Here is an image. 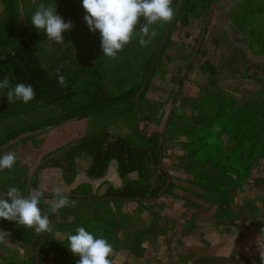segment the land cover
<instances>
[{
  "label": "rangeland",
  "instance_id": "rangeland-1",
  "mask_svg": "<svg viewBox=\"0 0 264 264\" xmlns=\"http://www.w3.org/2000/svg\"><path fill=\"white\" fill-rule=\"evenodd\" d=\"M4 1L0 0V36L2 35V27L6 19ZM63 1L42 0L30 2V0H18L19 21L29 32L30 39L41 63L44 66L48 64L53 44L56 42L47 40L45 33L32 27L30 16L41 3H45L56 7L57 13L66 22L71 21L73 25L69 32L64 33L65 42L58 44L62 49L61 53L66 48L69 49L65 63V68L69 70L68 75H74L83 67L87 72L94 68L98 71L100 82L107 94L120 95L137 81L136 74L142 71L144 60L154 46V39L150 44L140 46L139 37L134 36L115 58L103 56L100 36L98 33L90 32L86 26L83 19L85 11L81 6L80 0H68L69 3L66 0L63 3ZM142 23H144L143 18L140 19L136 27L138 28ZM202 23L204 21L201 23L191 21L189 28L175 31L171 38V44L166 49L164 59L160 67L155 71L146 96L142 100L143 115L145 113L148 115L155 114L157 112L155 108L162 104L164 105L160 124L155 127L158 132L162 130L163 123L175 100L176 107L182 118H191L188 110L190 101L195 97H202L205 86L217 87L231 95L237 102L264 101V0H219L211 15L210 25L207 26L208 29L205 32L201 53L192 68L186 73V63L190 60V48L195 45L199 37V32L203 27ZM158 24L159 22L151 26L156 32L159 27ZM206 62L215 68V76H211L205 68ZM92 76L96 77L93 73ZM85 77H91V75H84L80 78L83 80ZM86 84L83 81V83L78 84L75 93L64 97L61 101L39 108H31L29 102L25 104L16 101L9 104L5 93H0V141L9 134L47 122L50 119H56L65 112L86 105L96 92L95 86L87 88ZM146 106L148 107L146 108ZM148 108H152L151 111ZM120 112V109L116 106H106L85 113L75 119L58 122L48 129L37 130L27 135L26 138L20 137L17 140L1 145L0 154L14 152L18 156L28 149L37 150L38 156L49 158L54 156L60 148L69 149L81 140H87L92 136L108 131L113 122L119 118L122 119ZM128 127L130 132H132L133 128L130 129V126ZM143 128L147 130L148 126L145 125ZM138 141L142 143L140 135L138 136ZM181 151L178 150L174 155L182 156L185 152L184 145ZM167 152L166 150L168 155L169 153ZM173 169L172 174L174 176L181 175L182 177L183 173L178 171V168L174 167ZM186 177L185 179L189 178L188 176ZM66 183H68L66 179H62V184ZM192 189L197 193L193 198H190L191 200L193 199L195 207L200 210L204 208V212L205 210L212 211L215 208L210 205L206 197L202 196L201 190L198 188ZM77 192H85L84 194H87L88 187H79ZM48 195H50L48 200L51 204L47 205V207L51 214L52 208L50 205H54L55 196H51L52 194ZM238 195L239 197L235 198L237 212H235L234 221L241 229L240 231L244 233L246 240H250L255 245L259 242L263 244L259 230L264 226V222L260 218L261 201L264 195V160L255 169L250 186L246 191H240ZM0 198L7 197L0 192ZM68 198V206L71 207L75 198ZM155 202L149 204L144 202L135 203L139 206H146ZM108 203V201H94L91 205L94 204V209H97L98 207L108 206ZM41 204H43V201H41ZM82 211V208L77 206L75 214L78 217L75 215L77 217L75 220L78 221V224L86 218L80 216ZM109 213H107V216ZM54 218L59 219L56 216ZM69 220L71 221V218ZM225 221L227 222V219ZM0 222L12 227L11 231H8L9 227L7 229V233L11 236L20 235V225L8 220H0ZM239 228L234 227L231 230L233 233H237ZM62 236L64 237V235ZM142 242L143 239L130 245V248L132 246L137 249L142 245ZM251 245L254 246L253 244ZM18 248H20V244L17 246V255L20 258L22 257L21 259L23 257L28 259L32 254L31 249L30 252L26 251L27 247L24 248V252L23 250L19 252ZM78 259L79 257L70 256L69 261L71 264H76ZM25 261L27 260L25 259ZM11 264L23 263L22 260L18 262L15 258V262Z\"/></svg>",
  "mask_w": 264,
  "mask_h": 264
},
{
  "label": "trees",
  "instance_id": "trees-1",
  "mask_svg": "<svg viewBox=\"0 0 264 264\" xmlns=\"http://www.w3.org/2000/svg\"><path fill=\"white\" fill-rule=\"evenodd\" d=\"M66 1L69 3L68 0ZM218 1H216V4ZM178 2L179 0H172L174 11ZM211 2L212 0H182L162 46L160 56L153 67L149 82L138 97L137 105L140 121L156 122L157 120L153 114L148 115L145 113L143 115L142 109L144 107L142 106V100L146 96L155 71L160 67L164 59L166 49L171 44L173 34L178 29L189 28L191 21L205 22ZM4 11L6 19L2 27V35L0 36V78L7 76L12 84L19 82L32 84L36 96L29 102L31 108H39L61 101L64 97L75 93L76 87L78 84L83 83V81L87 83V88L95 86L96 92L86 105L65 112L56 119H50L47 122H42L38 125L30 126L25 130L9 134L5 139L0 141V146L44 127L77 118L85 113L106 106L123 105L125 112L136 114L135 94L140 90L146 79L160 42L171 20L159 22L157 35L153 40L154 46L150 49L149 54L144 60L142 71L136 74L137 81L131 84L120 95L113 96L107 94L104 90L98 76V71L94 68L87 72L83 67L74 75L69 76V70L65 68V60L69 49L66 48L61 53L62 49L58 43L53 44L48 64L44 66L34 49L26 27L18 23L20 15L18 0H5ZM203 25L204 23H202ZM203 42L204 38L190 67H188L189 61L186 63V73L192 68L200 55ZM195 45H192L190 48V57ZM204 66L211 76L216 75V70L211 64L206 62ZM58 68L60 75H63L65 78L64 84L58 81L56 71ZM92 73L96 77L92 76ZM84 75H91V77H85L82 80L80 77ZM188 110L191 116L188 119L178 115L179 111L177 108L173 110L163 137V143L173 140L178 136L181 138L180 141H182L187 155L183 156L179 165L185 173L192 176V184L201 190L202 196L206 197L210 205L215 207V211L213 212L215 219L219 222L230 219L226 226L229 231L235 226L239 228L237 225L232 226L235 224L232 221L236 214L230 206V202L235 194L247 190L252 183L255 169L264 160V101L237 102L236 99L221 89L205 86L204 95L193 98L190 101ZM138 134L142 138L141 145H135L127 139L103 134L101 135L102 137H98L101 140L97 142L99 145L96 149H92L87 153L91 161L87 171L89 177H101L112 160L116 162L117 173L120 178L126 179L132 173H137L138 175V183L135 188L130 187L129 182L125 180V183L120 188L108 189L101 198H152L157 195L164 185L166 175L162 172L158 163V137L156 133L147 136L138 130ZM81 148L84 147L76 146L68 151L62 160H58L57 158L53 161V164L60 166L68 182L72 180L75 170L74 160L76 155L82 152ZM150 172L157 175V182L154 185H152L150 180ZM173 186V183H170L163 196L169 193L173 189ZM65 196L72 197V195ZM83 197L88 198L87 195H83ZM89 199L93 200V198ZM261 202L260 218L264 222V195ZM40 207L42 211L48 214L51 228L53 221L52 213L50 214L48 207H44L42 204H40ZM76 218L72 216L71 222L67 225V231L74 232L77 227L84 226L94 236L107 238L111 242L115 240V232L121 227V224L118 227L113 224V228L109 226L105 228L104 224L95 223L89 219H84L78 224V221L75 220ZM111 219L113 220L114 218L112 217ZM259 233L263 241L261 249H264V226L259 230ZM43 234L44 232H39L32 238V254L28 258V264H34L35 249ZM50 239L51 233L49 231L40 249V264H42V260L44 259V250L51 245L49 243ZM139 241L140 239H132L129 244L133 245ZM135 249L131 246L130 251L133 252ZM57 250L58 252L54 257V261L58 262L56 264H71L69 260L72 254L67 250V241H65V244L60 243ZM254 263L260 264V256L254 257Z\"/></svg>",
  "mask_w": 264,
  "mask_h": 264
},
{
  "label": "crops",
  "instance_id": "crops-1",
  "mask_svg": "<svg viewBox=\"0 0 264 264\" xmlns=\"http://www.w3.org/2000/svg\"><path fill=\"white\" fill-rule=\"evenodd\" d=\"M39 1L42 0H30V2ZM19 20L20 18L18 19V23L21 25L22 23ZM173 105H175L174 109L177 108L176 100ZM163 106L162 104L155 108L157 112L153 116L155 115L157 118L156 122L140 121V116L138 118L137 112L136 114L128 113L123 110V105L116 106L121 111L120 115L122 119L119 118L113 122L108 131L92 136L87 140H81L75 144L84 148H81L82 152L76 155L72 180L70 182L66 180L68 182L66 184H62V179H65L62 169L60 166L53 164V161L57 158L58 160H62L68 151L76 147L75 145L69 149L60 148L54 156L49 158L38 156L37 150H24L20 155H16V164L12 169L0 171V192L4 195L10 185L17 186L25 196L33 188L37 187L44 193L52 195H55L57 189L63 195L74 194L72 197L75 199L71 207L67 205L58 210L59 212H52L53 221L49 242L51 245L44 250L42 264L46 262L47 264L58 263L54 261V257L58 252L59 244H65V241H67V234L71 232L67 231V225L71 222L69 219L76 215L77 206H80L83 210L80 216L86 217L84 219H91L92 222L104 224L105 228L107 226L113 228V224L118 227L121 224L120 229L115 232L116 241L113 239L112 243L106 238L112 246V253L109 257L111 264H255L254 257L260 256L259 249H261V242L255 245L250 240H246L240 228L237 233H233L231 229L230 231L227 230L226 226L229 219H227V222L225 220L222 222L217 221L213 216L215 208L212 211L205 210L204 212V208L200 207V210L194 206L193 199L191 200L190 198H193L197 193L192 189L196 188L192 184V176L185 173L179 165L183 156L187 155L186 149L182 156L178 157L174 155L178 150H182L183 143L180 141L181 138L179 136L163 143L162 146V163L171 178V183L174 185L169 193L159 198L154 204L146 206H139L135 202L120 200H108V206L98 207L97 209H94V204L91 205L94 201H107L99 199L113 198L101 197L108 189L120 188L125 183V180L129 182L132 188H135L138 183L137 173L130 174L126 179L120 178L114 160L107 165L101 177H89L87 175L91 163L87 153L92 149H96L99 145L97 142L101 139L98 137L107 134L127 139L135 145H141V142L138 141V130L147 136L153 133H160L163 130L164 123L160 132L155 130V127L160 124ZM151 109L148 108L150 111ZM178 115L181 116V114ZM145 125L148 126L147 130L143 128ZM128 126H130V129L133 128L132 132H130ZM27 135L29 134L22 137L26 138ZM166 150L169 153L168 155L166 154ZM174 167L183 173L182 177L181 175L174 176L172 174ZM186 176L191 178V180L189 178L185 179L187 178ZM150 180L152 185L156 184L157 175L150 172ZM82 186L88 187L87 194H84L85 192H77V189ZM83 195H87L88 198L83 197ZM236 197H239L238 193L230 202V206L235 209V212H237V206H235ZM89 198H93V200ZM42 201L44 207L51 204L48 197H45ZM52 206L50 205L51 208ZM200 211L201 213L199 214ZM108 212L110 213L107 216ZM55 216L59 217V219H55ZM112 217L114 221L111 219ZM110 222L112 223L110 224ZM232 222L235 223L232 226L237 225L236 221L233 220ZM11 228V226L4 223L0 224V229L6 232L11 231ZM24 228L20 226V235L11 236L9 234L8 237L0 240V264H11L15 262V258L18 262L22 260L23 264H28L27 258L23 257L21 259L22 257H18L17 246L20 244V248H18L19 252L22 250L24 252V248L26 247V251L30 252L32 238L39 232L35 231L34 228L23 230ZM132 239H140V241L143 239L141 248L138 247L136 253V249L133 252L130 251L131 244L129 243H131Z\"/></svg>",
  "mask_w": 264,
  "mask_h": 264
},
{
  "label": "clouds",
  "instance_id": "clouds-1",
  "mask_svg": "<svg viewBox=\"0 0 264 264\" xmlns=\"http://www.w3.org/2000/svg\"><path fill=\"white\" fill-rule=\"evenodd\" d=\"M85 11L83 17L92 33L100 36L103 56L115 58L129 44L134 36L139 37L140 46H146L156 37L157 32L151 26L158 22L170 21L174 16L172 0H80ZM144 23L137 28L140 19ZM30 24L37 31L46 34L47 40L64 43V33L73 27L71 21H65L57 13L56 7L41 3L30 16ZM58 81L64 84L65 78L56 70ZM0 93H5L9 104L20 101H32L36 93L32 84H12L7 76L0 78ZM16 154H0V171L12 169L16 164ZM7 198H0V220L13 221L25 228H34L37 232L51 231L48 214L40 207L45 193L38 187L25 196L14 185L8 186ZM69 204V198L57 189L55 203L51 211L57 212ZM9 234L0 229V240ZM67 250L79 257L76 264H111V244L104 238L96 237L84 226L77 227L67 234ZM260 264H264V249H259Z\"/></svg>",
  "mask_w": 264,
  "mask_h": 264
},
{
  "label": "water",
  "instance_id": "water-1",
  "mask_svg": "<svg viewBox=\"0 0 264 264\" xmlns=\"http://www.w3.org/2000/svg\"><path fill=\"white\" fill-rule=\"evenodd\" d=\"M216 1L217 0H212L211 4H210V8H209V11L207 13V16H206V19H205V22H204V25L200 31V34H199V37L197 39V42H196V45H195V48L191 54V57H190V60H189V64H188V67H190L191 63L193 62L199 48H200V45L202 43V40L204 38V35H205V32H206V29H207V26L210 22V19H211V15L213 13V10L215 8V5H216ZM182 0H179L176 8H175V11H174V16L173 18L171 19L165 33H164V36L160 42V45L158 47V50H157V53L155 55V58L153 60V63L148 71V74L146 76V79L142 85V87L140 88V90L135 94V99H134V102H135V106H136V111H137V116L139 118V111H138V105H137V100H138V97L140 95V93L145 89L146 85L148 84L149 82V79H150V76H151V73L153 71V67L154 65L156 64L159 56H160V53H161V49H162V46L164 45V42L166 40V37L170 31V27H171V24L172 22L174 21L176 15H177V12H178V9H179V6L181 4ZM174 107L175 105L172 106L171 110H170V113L168 115V119L165 123V126L163 128V130L160 132V133H157V137H158V163H159V166L162 170V172L166 175V181L164 183V185L162 186V188L160 189V191L157 193L156 196L152 197V198H147V199H142L140 197H134V198H118V197H113V198H103V199H99V200H120V201H125V202H144V203H152V202H155L157 199L161 198L164 194V192L166 191V189L168 188V186L170 185L171 183V178L170 176L167 174L164 166H163V163H162V146H163V137H164V134H165V131L167 129V125H168V122H169V119L171 117V114H172V111L174 110ZM139 120V119H138ZM50 195H48L47 193H45V196L44 197H48ZM51 196H55V195H51ZM44 212V211H43ZM46 213V212H44ZM49 232L48 233H44L43 236L41 237L38 245L36 246V249H35V259H34V264H40V249H41V246L42 244L44 243V241L46 240L47 236H48Z\"/></svg>",
  "mask_w": 264,
  "mask_h": 264
}]
</instances>
